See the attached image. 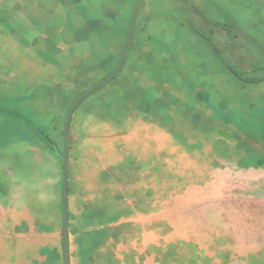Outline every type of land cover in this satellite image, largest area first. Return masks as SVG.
Returning a JSON list of instances; mask_svg holds the SVG:
<instances>
[{"label":"rangeland","instance_id":"rangeland-1","mask_svg":"<svg viewBox=\"0 0 264 264\" xmlns=\"http://www.w3.org/2000/svg\"><path fill=\"white\" fill-rule=\"evenodd\" d=\"M133 3L0 0V264H62L64 117ZM182 3L141 0L71 116V264H264V0Z\"/></svg>","mask_w":264,"mask_h":264},{"label":"water","instance_id":"water-1","mask_svg":"<svg viewBox=\"0 0 264 264\" xmlns=\"http://www.w3.org/2000/svg\"><path fill=\"white\" fill-rule=\"evenodd\" d=\"M181 5H183L181 0H177ZM141 0H134L133 7L131 10V14L129 17V21L127 24V28L125 31V35L123 38L121 50L118 56V59L112 68V70L101 80L92 84L87 89L83 90L79 93L75 99L69 105L67 112L64 117L63 127H62V157L60 159L61 168H62V181H61V249H62V264H71L70 262V248H69V231H68V179H69V123L71 116L78 106V104L89 94L94 92L96 89L100 88L117 74L119 69L122 66L124 58L127 53V49L129 46L132 30L135 24V20L137 17L138 10L140 8ZM186 20L188 24L198 33L200 31L196 29L189 18V15L185 9ZM204 38L209 42V44L216 49L215 45L207 39L206 36ZM218 52V51H217ZM222 59V58H221ZM223 62L224 59H222Z\"/></svg>","mask_w":264,"mask_h":264},{"label":"flooded vegetation","instance_id":"flooded-vegetation-1","mask_svg":"<svg viewBox=\"0 0 264 264\" xmlns=\"http://www.w3.org/2000/svg\"><path fill=\"white\" fill-rule=\"evenodd\" d=\"M181 1L183 2L184 0H181ZM192 9H194V8H192ZM223 29H224V27H223ZM209 45H210V44H209ZM224 61H225V60H224ZM223 63H224V65H225V67L229 69L230 72H233L234 75H236L238 79H241V80H242L241 76H240L239 74L235 73L236 71H235L230 65H227L226 62H223ZM260 80L263 81V80H264V77H263V78H260L259 81H260Z\"/></svg>","mask_w":264,"mask_h":264},{"label":"trees","instance_id":"trees-1","mask_svg":"<svg viewBox=\"0 0 264 264\" xmlns=\"http://www.w3.org/2000/svg\"><path fill=\"white\" fill-rule=\"evenodd\" d=\"M68 231H69V227H68ZM70 248V247H69ZM62 250V249H61ZM61 254H62V252H61Z\"/></svg>","mask_w":264,"mask_h":264}]
</instances>
